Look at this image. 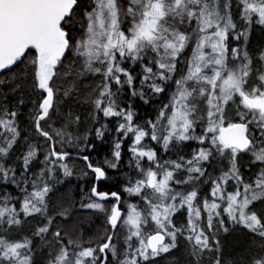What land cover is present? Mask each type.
I'll return each instance as SVG.
<instances>
[{"label": "snow or ice", "instance_id": "obj_1", "mask_svg": "<svg viewBox=\"0 0 264 264\" xmlns=\"http://www.w3.org/2000/svg\"><path fill=\"white\" fill-rule=\"evenodd\" d=\"M0 264H264V0H0Z\"/></svg>", "mask_w": 264, "mask_h": 264}, {"label": "trees", "instance_id": "obj_2", "mask_svg": "<svg viewBox=\"0 0 264 264\" xmlns=\"http://www.w3.org/2000/svg\"><path fill=\"white\" fill-rule=\"evenodd\" d=\"M262 37H261V33L259 31L255 32V39L253 40V44H256L257 42L261 41ZM73 108H77L78 106L76 104L72 105ZM107 150V146H101L98 147V149L92 153V158L93 160H103L105 153ZM77 167H79L80 165H76ZM103 187V185H102ZM73 190H75V182H73L72 185ZM104 190H107L106 188ZM78 198V197H77ZM88 219H92L94 221L93 225H89V224H84L82 226V231L85 232V239L90 238L92 235H94L95 230L100 229L103 224V218H96V217H89ZM237 248H239V245L236 246ZM236 255H239V251L236 252Z\"/></svg>", "mask_w": 264, "mask_h": 264}]
</instances>
